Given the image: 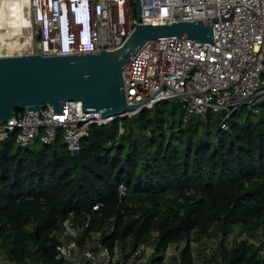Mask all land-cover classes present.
I'll return each mask as SVG.
<instances>
[{"label": "trees", "instance_id": "16d2710c", "mask_svg": "<svg viewBox=\"0 0 264 264\" xmlns=\"http://www.w3.org/2000/svg\"><path fill=\"white\" fill-rule=\"evenodd\" d=\"M184 113L167 100L95 124L75 153L60 137L0 140V250L18 264H70L61 236L73 228L66 239L103 245L107 264L141 262L149 248L144 264H169L173 245L178 264H264V105L226 128L221 114Z\"/></svg>", "mask_w": 264, "mask_h": 264}, {"label": "built area", "instance_id": "2783aa9c", "mask_svg": "<svg viewBox=\"0 0 264 264\" xmlns=\"http://www.w3.org/2000/svg\"><path fill=\"white\" fill-rule=\"evenodd\" d=\"M27 2L35 38L28 54L48 56L97 53L122 46L138 24L139 9L143 22L153 25L206 19L214 25L215 45L171 36L148 40L131 57L123 71L128 104L149 100L165 83L162 94L145 103L144 109L172 100L184 109V122L213 112L223 115L224 128L225 120L234 112L249 109L257 113L264 105V0ZM141 108L126 111L119 118L135 116ZM26 111H17L9 121L0 123V140L14 137L20 146L28 147L36 140L50 145L60 137L75 153L91 126L114 120L113 116L102 118L99 112H83L78 100L67 101L62 113H53L50 105ZM124 131L121 123L120 133ZM126 191L121 184V196ZM98 208V204L93 206L94 210ZM73 230L66 229L61 240ZM71 242L77 247L74 240ZM250 242L260 243L253 238ZM111 258L101 244L96 249L85 247L79 254L65 256L70 264H107Z\"/></svg>", "mask_w": 264, "mask_h": 264}, {"label": "water", "instance_id": "95a60500", "mask_svg": "<svg viewBox=\"0 0 264 264\" xmlns=\"http://www.w3.org/2000/svg\"><path fill=\"white\" fill-rule=\"evenodd\" d=\"M138 17L135 29L116 49L0 57V123L9 121L17 111L34 112L47 105L53 113H62L65 103L72 100L82 102L83 112H99L102 118L113 116L114 120L126 111L144 110L145 103L162 94L165 83L149 100L129 105L123 71L148 40L173 36L215 45L214 25L206 19L153 25L143 22L140 9ZM36 234L39 236L38 229Z\"/></svg>", "mask_w": 264, "mask_h": 264}, {"label": "bare ground", "instance_id": "6f19581e", "mask_svg": "<svg viewBox=\"0 0 264 264\" xmlns=\"http://www.w3.org/2000/svg\"><path fill=\"white\" fill-rule=\"evenodd\" d=\"M32 46L27 0H0V57L24 55Z\"/></svg>", "mask_w": 264, "mask_h": 264}, {"label": "rangeland", "instance_id": "374dc122", "mask_svg": "<svg viewBox=\"0 0 264 264\" xmlns=\"http://www.w3.org/2000/svg\"><path fill=\"white\" fill-rule=\"evenodd\" d=\"M34 41H35V38H33V44H34ZM28 52H29V51H27L26 54H28ZM171 109H172V105H171L170 103H168V104H167V112H166V117H167L168 120L171 119ZM174 118H175V120H176L177 122L180 120V111L176 112ZM40 145H41V144L37 143L36 145H33V147H34V146H35V147H38V146H40ZM65 240L67 241L68 239H66V237H65ZM68 241H70V239H69ZM177 249H178V248L176 247V245H173V246L171 247V250H172V253H173V254H172V258H170V260H169V261H170L169 264H178V263H177V256H176ZM81 250H82V249L80 248L79 245H77V247H73V248H72V252H73L74 254H79ZM150 252H151L150 248L147 249L146 252H145L144 258H145V257H148L149 254H150ZM3 255H5V252H4L3 250H1V251H0V258H1ZM144 258H142V259H144ZM142 263L144 264V262H139L138 259H136V257H134V255H131L129 258H127V259L125 260V262H124L123 264H142ZM3 264H16V263H14L13 261L9 260V259L7 258V256L5 255V256H4V262H3Z\"/></svg>", "mask_w": 264, "mask_h": 264}, {"label": "crops", "instance_id": "0c3cea01", "mask_svg": "<svg viewBox=\"0 0 264 264\" xmlns=\"http://www.w3.org/2000/svg\"><path fill=\"white\" fill-rule=\"evenodd\" d=\"M72 241V239H70V241H66L65 239H64V243H63V245H62V252H63V255H64V257L65 256H67V255H76V254H74L73 252H72V248L74 247L71 243ZM170 252H172V250H170ZM4 256L5 255H3L1 258H0V264H3V262H4ZM176 256H177V254H176ZM14 263H16V264H18L17 262H15V261H13Z\"/></svg>", "mask_w": 264, "mask_h": 264}]
</instances>
